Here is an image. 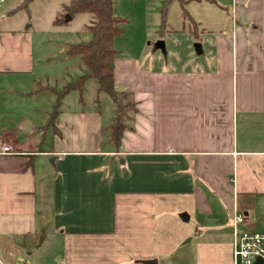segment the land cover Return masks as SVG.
<instances>
[{
	"label": "crops",
	"instance_id": "crops-1",
	"mask_svg": "<svg viewBox=\"0 0 264 264\" xmlns=\"http://www.w3.org/2000/svg\"><path fill=\"white\" fill-rule=\"evenodd\" d=\"M228 7L226 32L196 35L198 57L116 56L114 86L136 107L119 143L106 127L108 148L80 145L61 112L50 146L0 127L18 151L0 154V264H232L233 215L264 232V0ZM29 39L0 32V71H33Z\"/></svg>",
	"mask_w": 264,
	"mask_h": 264
},
{
	"label": "rangeland",
	"instance_id": "rangeland-1",
	"mask_svg": "<svg viewBox=\"0 0 264 264\" xmlns=\"http://www.w3.org/2000/svg\"><path fill=\"white\" fill-rule=\"evenodd\" d=\"M23 1L0 2V32L20 31L26 33V40L30 35L34 60L32 72L0 71V127L17 130L18 139L24 141L44 138V144L50 146L54 138L52 130L46 131L44 110L50 113L55 108V94L31 96L28 90L42 84L57 92L78 82L85 72L80 57L61 52L68 44L91 38L86 30L91 14L69 15L64 7L70 0H30L26 8H21ZM230 3L231 0H114V12L126 19L124 32L113 42L118 57L136 56L154 69L190 60V50L198 57L196 35L226 32L231 21ZM159 41L164 43L163 48L156 47ZM8 48L12 53L19 52V42L10 41ZM98 89L97 80L90 77L80 87L68 90L58 106L61 114L73 118L63 133L66 137L72 135L75 142L88 149L109 147L107 128L113 121L114 104L106 91ZM22 114L26 117L15 123ZM27 120L31 123L30 134L21 131Z\"/></svg>",
	"mask_w": 264,
	"mask_h": 264
},
{
	"label": "trees",
	"instance_id": "trees-1",
	"mask_svg": "<svg viewBox=\"0 0 264 264\" xmlns=\"http://www.w3.org/2000/svg\"><path fill=\"white\" fill-rule=\"evenodd\" d=\"M30 0H24L21 8H26ZM114 0H70L64 7L69 15L87 12L91 14V22L86 25L91 38L83 42L68 44L66 54L78 55L85 72L76 84H69L63 90L55 91L57 100L55 108L49 113L47 125L59 133V115L61 98L70 89L80 87L83 81L94 77L98 82V90L106 91L114 104L113 121L109 125L110 138L119 143L122 132L127 126L130 113L136 111L135 102L130 93L117 90L114 86L115 59L118 55L113 42L115 37L124 32L126 19L117 15L113 9ZM60 21V20H59Z\"/></svg>",
	"mask_w": 264,
	"mask_h": 264
},
{
	"label": "built area",
	"instance_id": "built-area-1",
	"mask_svg": "<svg viewBox=\"0 0 264 264\" xmlns=\"http://www.w3.org/2000/svg\"><path fill=\"white\" fill-rule=\"evenodd\" d=\"M10 144L0 142V154H16ZM247 218L243 213L232 217L233 250L232 264H264V232L246 227Z\"/></svg>",
	"mask_w": 264,
	"mask_h": 264
},
{
	"label": "water",
	"instance_id": "water-1",
	"mask_svg": "<svg viewBox=\"0 0 264 264\" xmlns=\"http://www.w3.org/2000/svg\"><path fill=\"white\" fill-rule=\"evenodd\" d=\"M69 18V16L67 15V19ZM156 47H160V48H163L164 47V43L162 41H159L157 44H156ZM195 49L197 52H200L201 51V48H200V44L199 43H196L195 44ZM62 55H65L64 52H61ZM52 161V160H50ZM181 218L184 219V220H187L188 219V215L186 213H183L181 215ZM148 264H156V261H148ZM256 264H259V262L257 261Z\"/></svg>",
	"mask_w": 264,
	"mask_h": 264
}]
</instances>
